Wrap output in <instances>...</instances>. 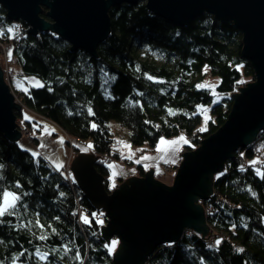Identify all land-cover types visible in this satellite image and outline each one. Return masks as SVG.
Returning <instances> with one entry per match:
<instances>
[{"label": "trees", "instance_id": "16d2710c", "mask_svg": "<svg viewBox=\"0 0 264 264\" xmlns=\"http://www.w3.org/2000/svg\"><path fill=\"white\" fill-rule=\"evenodd\" d=\"M108 17V36L92 57L71 51L51 30L28 34L26 24L7 19L0 5V42L9 46L23 75L42 81L17 91L23 109L14 111L15 118L34 149L37 137L30 133L39 128L23 110L64 134L69 158L90 144L107 192L110 162L134 167L139 177L146 172L115 149L110 121L127 128L129 144L142 153L179 135L185 141L181 152L190 151L225 122L232 95L255 80L232 22L203 13L177 26L149 12L144 1L110 7ZM203 66L219 78L216 90L222 97L202 128L196 107L212 101L207 89L195 86ZM37 151L0 132V204L4 192L18 198L0 216V264H111L113 249L100 233L104 212L77 189L68 160L57 168ZM202 203L208 207L207 234L184 231L176 242L157 246L144 264H264V129L225 161Z\"/></svg>", "mask_w": 264, "mask_h": 264}, {"label": "water", "instance_id": "95a60500", "mask_svg": "<svg viewBox=\"0 0 264 264\" xmlns=\"http://www.w3.org/2000/svg\"><path fill=\"white\" fill-rule=\"evenodd\" d=\"M138 1L177 26L203 13L232 22L241 33V55L250 62L255 80L232 95L225 122L198 147L181 154L170 185L159 182L149 168L142 177H128L107 192L94 155L82 152L72 158L69 171L77 189L104 212L101 238L107 244L111 238L118 241L111 264H144L157 246L176 242L188 229L205 236L208 227L200 201L211 195L214 175L264 129V0H0V5L7 19L26 24L28 34L51 30L71 51L81 49L95 57L96 46L109 33L108 9ZM13 100L0 69V132L16 141L20 133L14 111L20 106Z\"/></svg>", "mask_w": 264, "mask_h": 264}, {"label": "rangeland", "instance_id": "374dc122", "mask_svg": "<svg viewBox=\"0 0 264 264\" xmlns=\"http://www.w3.org/2000/svg\"><path fill=\"white\" fill-rule=\"evenodd\" d=\"M0 48H4L5 51L10 53V48L7 44H3L0 42ZM2 57L0 56V59ZM0 69L3 72L4 79L6 81V84L11 87L12 91L16 92L17 90L21 91H26L31 87H40L42 86V81L34 76H26L23 75L19 69V67L15 64V62L11 59L8 63L6 59H2L0 61ZM203 72V77L201 80H199L195 86L197 88H205L207 89L210 94L212 95V101L210 104H199L197 105V112L200 113L201 115V127L203 128L207 121L210 119V107L218 102L222 94L218 93L216 90V85L219 81V78L216 76H212L209 73V69L207 66H203L202 68ZM12 78V79H11ZM11 79V80H10ZM250 83V82H249ZM245 86V85H244ZM242 86V87H244ZM16 97V96H15ZM23 117L25 119H28L32 121L33 127H38L40 128L39 130L35 131L32 129V133H30L31 136L37 137L38 142L37 146L35 149L33 148V144L31 143L30 136H28V133H24V135L19 139L18 145L19 147H22L24 149H27L28 151H31L34 153V150L39 149L35 154L40 153L51 160L54 163L55 167H61L62 165L65 164V162L68 160L70 156V149L67 144H65V136L64 134L53 124L50 122L44 121L40 119L39 117L35 116L34 114L29 113L26 110H23ZM108 126L110 127L113 137L115 139V149L119 152V154L123 157L134 159L135 160V165L137 164H142L144 163L143 166L146 167L147 170L151 168L153 171V176L161 183L163 184H171V181L175 175V170L172 171H165V166L167 164H173L176 161L177 166L179 165L181 161V148L183 147L182 143H185L184 139H181L183 137L182 135H179L175 138L172 139H160L157 142V145L155 147V151H147V152H141L139 149L132 147L129 142H128V136H129V130L125 127H121L118 123L115 121H110L108 123ZM40 135V136H39ZM39 136V137H38ZM173 144L176 145L175 150H171V148L168 149V147H171ZM90 144L86 143L80 146V153H86V154H92V152L89 149ZM166 148V149H163ZM186 152V151H185ZM173 153L175 156V160L172 161V163L168 162L167 160L171 159V156H173ZM93 155V154H92ZM106 154H103V157H105ZM73 157H71L67 162H71ZM110 164H117L116 166H124L125 170H130L132 173H136L134 167H128L125 165H120L122 164L121 162H116L112 161L109 163ZM134 165V166H135ZM141 165V166H142ZM111 173V171H110ZM111 176V174H110ZM127 178V177H126ZM122 178V179H126ZM167 178H170L169 180ZM118 179V178H117ZM114 178L110 179V185H111V190H113L117 185H119L118 180ZM170 181V183H165L163 181ZM123 180V181H124ZM110 190V191H111ZM10 203H13L12 197L10 196L8 198ZM4 204V195L1 201L0 205ZM208 207L204 208V212L206 215ZM206 209V210H205ZM186 232L191 231V230H185ZM208 232V231H207ZM207 234V233H206ZM205 234V235H206ZM109 249L112 250L113 252L118 245V241L116 238H111V240L108 242ZM112 252V253H113Z\"/></svg>", "mask_w": 264, "mask_h": 264}, {"label": "crops", "instance_id": "0c3cea01", "mask_svg": "<svg viewBox=\"0 0 264 264\" xmlns=\"http://www.w3.org/2000/svg\"><path fill=\"white\" fill-rule=\"evenodd\" d=\"M182 144H184V143H182ZM183 146V145H182ZM169 148H171V150H175L177 147H176V145L175 144H173L171 147H168V149ZM175 148V149H174ZM163 149H166V148H163ZM170 150V149H169ZM155 151V150H154ZM175 156L176 155H174V153H173V156H171V159H169V160H167L168 162H170V163H172V161H174L176 158H175ZM46 158V157H45ZM48 159V158H47ZM49 160V159H48ZM51 163H53L51 160H49ZM177 161V160H176ZM176 161H175V163H176ZM53 165H54V163H53ZM117 164H110V171H111V176H110V179H112V178H114V180L115 179H117V178H128V177H131V176H135L136 174H134V173H132L130 170H125L124 169V166H116ZM120 165H123V164H120ZM142 165V164H141ZM143 165H144V163H143ZM142 165V167L145 169V170H147L146 169V167L145 166H143ZM168 180L170 179V178H167ZM163 181L165 182V183H170V181H165L164 179H163ZM115 182V181H114ZM113 182V183H114ZM113 183H111V185H113Z\"/></svg>", "mask_w": 264, "mask_h": 264}, {"label": "bare ground", "instance_id": "6f19581e", "mask_svg": "<svg viewBox=\"0 0 264 264\" xmlns=\"http://www.w3.org/2000/svg\"><path fill=\"white\" fill-rule=\"evenodd\" d=\"M62 39V38H61ZM63 40V39H62ZM0 56L2 57L1 59H0V61L2 60V59H6L7 60V63L11 60V56H10V53H8L7 51H5V49L4 48H0ZM3 73V72H2ZM3 78H4V75H3ZM12 79V78H11ZM10 79V80H11ZM4 82L6 83V81H5V79H4ZM9 87V91L11 92V94L13 95V98H14V100H13V102L14 103H17V104H19V106H20V109H19V111L21 110V109H23L22 107V105L20 104V101L17 99V97H15L16 96V93H17V91H21V90H17L16 89V92H14V91H12V89H11V87L10 86H8ZM23 115V114H22ZM16 119V118H15ZM16 129H17V131L20 133V136H19V138L15 141V142H17L18 143V141H19V139L24 135V133H26V132H28V131H26L24 128H23V126H22V124L20 125L19 123H18V120L16 119ZM40 129V128H39ZM40 136V135H39ZM38 136V137H39ZM37 142H38V139H37ZM203 201V200H202ZM202 201H200V204H201V206L203 207V209L205 208V205L202 203ZM204 201H206V200H204ZM106 223V222H105ZM105 225V224H104Z\"/></svg>", "mask_w": 264, "mask_h": 264}, {"label": "snow or ice", "instance_id": "6c2138e0", "mask_svg": "<svg viewBox=\"0 0 264 264\" xmlns=\"http://www.w3.org/2000/svg\"><path fill=\"white\" fill-rule=\"evenodd\" d=\"M181 139H184L183 137H181ZM4 204L0 205V216H3L10 207H14V203H10L8 198L11 196L12 200L15 201L16 199H18L17 197H15L12 193L9 192H4ZM43 238V237H42Z\"/></svg>", "mask_w": 264, "mask_h": 264}, {"label": "built area", "instance_id": "2783aa9c", "mask_svg": "<svg viewBox=\"0 0 264 264\" xmlns=\"http://www.w3.org/2000/svg\"><path fill=\"white\" fill-rule=\"evenodd\" d=\"M174 168H175L174 165L169 164V165L166 167V170H173Z\"/></svg>", "mask_w": 264, "mask_h": 264}]
</instances>
